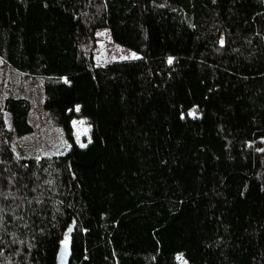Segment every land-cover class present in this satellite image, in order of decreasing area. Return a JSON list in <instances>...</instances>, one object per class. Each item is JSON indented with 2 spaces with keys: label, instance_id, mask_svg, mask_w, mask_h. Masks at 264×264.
<instances>
[{
  "label": "trees",
  "instance_id": "obj_1",
  "mask_svg": "<svg viewBox=\"0 0 264 264\" xmlns=\"http://www.w3.org/2000/svg\"><path fill=\"white\" fill-rule=\"evenodd\" d=\"M104 28L140 57L97 65ZM0 58L92 124L21 158L0 100V264H264V0H0Z\"/></svg>",
  "mask_w": 264,
  "mask_h": 264
},
{
  "label": "rangeland",
  "instance_id": "obj_2",
  "mask_svg": "<svg viewBox=\"0 0 264 264\" xmlns=\"http://www.w3.org/2000/svg\"><path fill=\"white\" fill-rule=\"evenodd\" d=\"M96 41L94 59L97 65L140 57L137 52L116 43L108 28L97 32ZM46 81L44 78L25 76L7 66L0 58V100L8 97L24 98L31 104L28 122L32 131L25 134L13 133L12 136L13 150L21 158L61 155L70 149L73 142L81 148H86L92 142V124L81 114L79 106L71 119L70 132L57 123L54 115L45 108ZM6 120L11 128L9 119ZM178 258L180 264H188L183 255Z\"/></svg>",
  "mask_w": 264,
  "mask_h": 264
},
{
  "label": "water",
  "instance_id": "obj_3",
  "mask_svg": "<svg viewBox=\"0 0 264 264\" xmlns=\"http://www.w3.org/2000/svg\"><path fill=\"white\" fill-rule=\"evenodd\" d=\"M71 258V246L68 242H65L59 250L56 264H70Z\"/></svg>",
  "mask_w": 264,
  "mask_h": 264
},
{
  "label": "snow or ice",
  "instance_id": "obj_4",
  "mask_svg": "<svg viewBox=\"0 0 264 264\" xmlns=\"http://www.w3.org/2000/svg\"><path fill=\"white\" fill-rule=\"evenodd\" d=\"M171 63V61H169Z\"/></svg>",
  "mask_w": 264,
  "mask_h": 264
}]
</instances>
